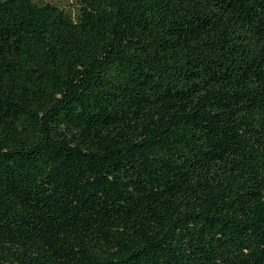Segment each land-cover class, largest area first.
Returning a JSON list of instances; mask_svg holds the SVG:
<instances>
[{"label": "trees", "instance_id": "1", "mask_svg": "<svg viewBox=\"0 0 264 264\" xmlns=\"http://www.w3.org/2000/svg\"><path fill=\"white\" fill-rule=\"evenodd\" d=\"M0 0V264H264V0Z\"/></svg>", "mask_w": 264, "mask_h": 264}, {"label": "rangeland", "instance_id": "2", "mask_svg": "<svg viewBox=\"0 0 264 264\" xmlns=\"http://www.w3.org/2000/svg\"><path fill=\"white\" fill-rule=\"evenodd\" d=\"M52 1H54L55 3H58L60 5H62L63 7L69 6V4L67 3L66 0H52Z\"/></svg>", "mask_w": 264, "mask_h": 264}]
</instances>
